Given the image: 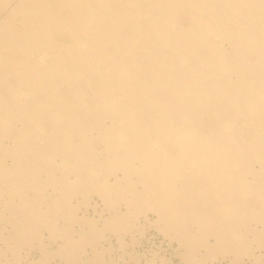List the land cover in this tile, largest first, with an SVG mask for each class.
Masks as SVG:
<instances>
[{"label": "bare ground", "instance_id": "6f19581e", "mask_svg": "<svg viewBox=\"0 0 264 264\" xmlns=\"http://www.w3.org/2000/svg\"><path fill=\"white\" fill-rule=\"evenodd\" d=\"M148 225L264 262V0H0V264H120Z\"/></svg>", "mask_w": 264, "mask_h": 264}, {"label": "rangeland", "instance_id": "374dc122", "mask_svg": "<svg viewBox=\"0 0 264 264\" xmlns=\"http://www.w3.org/2000/svg\"><path fill=\"white\" fill-rule=\"evenodd\" d=\"M96 200H98V198H96ZM100 203H101V201H100ZM90 213L93 214V211L91 210ZM151 217L156 218L153 214H151ZM150 227L151 226H149V225H148V227H146V231H145L146 233H144L143 236L138 235V238L140 237L139 242L134 244V246L130 245V246H128L129 248L126 247V249H123V250H122V248H119V249L116 248V247H119L118 241L116 240V238L114 236H111V242L114 244V247H115L114 251H112V252L115 253V255L112 252L109 255L112 256L114 259H116V262L118 261V263H120V264H124V262H125V264L126 263L127 264H133L134 260L137 261V259L140 262L137 261L136 263L134 262V264H138V263L139 264H145V260H146V262L150 261L151 260L150 257H152V256L154 257V258L153 257L152 258L155 260L156 259L159 260L163 256L167 259L169 257L172 264H186L187 262H183L184 260L180 259V256L178 257V254H176L177 253L176 251H179V249H180L178 246V243L176 241H170V243H169L168 241L170 239H168V237L165 238L164 234L159 232V230H156L157 229L156 227H154V226H152L151 228ZM127 240L131 242L130 237H128ZM132 247H134V249H132ZM124 250L128 251L129 253L131 252V254L133 253V259L134 260L133 259H132V261L129 260L131 258V255L128 254L129 255L128 256L127 255L128 252H126V251L124 252ZM121 251H122V253L124 252L125 254L124 253L121 254ZM136 252L139 254V256H137ZM156 252H157V254H155ZM141 254H143V255H141ZM33 255L37 256L38 253L33 252ZM109 255L106 256L108 260L110 259V257H108ZM120 255L121 256L123 255L122 258L124 260L120 259V257H121ZM117 257L119 259H117ZM126 260L129 262H127ZM246 260H245V263H243V264H255L254 262H252L251 259H249V260L246 259ZM230 261H229V258H226V259L221 260L220 264H233V262H230ZM262 263L264 264V262H262ZM262 263H260V264H262ZM52 264H66V263H63L59 258H57L56 262L54 261Z\"/></svg>", "mask_w": 264, "mask_h": 264}]
</instances>
